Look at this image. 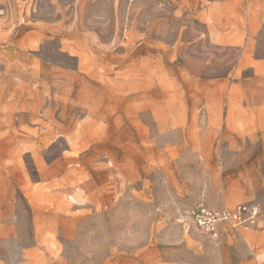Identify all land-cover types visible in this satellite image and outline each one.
<instances>
[{"label":"rangeland","instance_id":"1","mask_svg":"<svg viewBox=\"0 0 264 264\" xmlns=\"http://www.w3.org/2000/svg\"><path fill=\"white\" fill-rule=\"evenodd\" d=\"M214 1L0 0V264L240 261L184 214L253 103Z\"/></svg>","mask_w":264,"mask_h":264},{"label":"crops","instance_id":"2","mask_svg":"<svg viewBox=\"0 0 264 264\" xmlns=\"http://www.w3.org/2000/svg\"><path fill=\"white\" fill-rule=\"evenodd\" d=\"M212 5L221 15L209 26L218 31L213 42L243 48L241 58L251 68L242 77L249 79L248 96L253 103L238 105L241 112L235 116L227 110V120L237 117L241 123L219 141V157L227 169L226 187L221 201L210 205L215 209L236 203L256 205L258 216L252 226L233 229L220 225V247H232L239 256L240 261L233 264H264V53L260 52L264 47V0H215Z\"/></svg>","mask_w":264,"mask_h":264},{"label":"built area","instance_id":"3","mask_svg":"<svg viewBox=\"0 0 264 264\" xmlns=\"http://www.w3.org/2000/svg\"><path fill=\"white\" fill-rule=\"evenodd\" d=\"M184 214L192 220L196 228L215 233L221 224H226L233 229L252 226L258 216V209L254 204L242 203L232 208L225 207L219 210L202 206L188 210Z\"/></svg>","mask_w":264,"mask_h":264}]
</instances>
